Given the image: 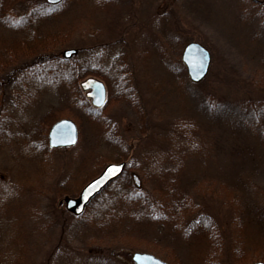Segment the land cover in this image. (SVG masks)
Returning a JSON list of instances; mask_svg holds the SVG:
<instances>
[{"label":"rangeland","instance_id":"374dc122","mask_svg":"<svg viewBox=\"0 0 264 264\" xmlns=\"http://www.w3.org/2000/svg\"><path fill=\"white\" fill-rule=\"evenodd\" d=\"M51 5L48 18L43 12L35 25L9 32L15 44L56 32V54L63 57L75 48L77 60L69 65L99 74L81 78L79 91L56 78L45 86V63L31 67L34 56L24 54L5 61L6 43H0V264H135L136 252L170 263L171 247L150 252L153 245H144L141 233L126 242L121 225L104 214L108 206L126 208L108 201L115 191H126L122 182L107 187L112 195H103L107 188L97 195L102 199L92 207L91 220L86 210L80 216L65 207L66 198H79L109 164L124 161L123 174L129 162L139 166L131 171L141 191L148 173L154 181L169 176L162 187L189 192L186 222L198 212L212 217L225 264H235L228 249L243 254L245 264L258 261L264 251V0ZM11 16L19 20L22 14ZM192 42L211 53L209 73L200 83L191 81L182 59ZM49 62L53 76L64 73L62 62ZM12 78L17 82L11 91H17L8 104L1 95ZM95 79L107 88L99 108L86 84ZM87 114L94 115L93 122L87 123ZM73 115L82 116L77 144L50 147L52 125L62 118L76 122ZM113 134L117 148L109 142ZM160 219L159 243L166 245L168 235L186 264H204L208 245L180 243L181 235H170Z\"/></svg>","mask_w":264,"mask_h":264},{"label":"trees","instance_id":"16d2710c","mask_svg":"<svg viewBox=\"0 0 264 264\" xmlns=\"http://www.w3.org/2000/svg\"><path fill=\"white\" fill-rule=\"evenodd\" d=\"M51 8H54V5L46 3V0H0V36L2 35L0 43H6V48L4 50L2 59L6 61L8 57L15 60L16 57L19 58V55L21 54H24L22 57L34 56L35 61H32L34 64L31 67L39 66L41 63H45V73L44 76H42L43 80L45 79V86L46 84L48 85L50 82H53V78H56L60 80V82L62 81V86L69 87L71 90H73L74 85L76 91H79L80 89L78 87V81L81 78L85 77L86 75L97 76L99 73L92 74V71L87 67L85 68L84 66H82L80 70H78L74 66L69 65L71 61L76 62V56L71 60H65L60 54H56V52L52 49V47L56 43L55 39H60V36L58 34H52L56 32H47L48 34H46V36L37 34L38 38L32 42H28L27 39L22 38L21 40H18L20 43H17V45L14 42L13 36L11 35V33H9L11 31H20V29L30 27V24L35 25L40 19H42L43 12L48 18L50 16V13H54L50 12ZM12 11L15 14H22L21 19L15 20V18H9L8 15L11 16ZM61 36L63 37L64 33H61ZM39 49L44 51L43 56L41 55L38 57ZM52 59H56V61L59 60L63 63V74L53 76V67L47 65V63H51L49 61ZM46 68L47 72H51L50 74H47L48 76H46ZM4 81L5 80L3 79L2 82ZM16 82V78H12L10 83L8 79V91H3L1 100H7L8 104L13 100V94H15L14 92H16L17 90L11 91L10 87L11 84ZM73 99H75V97H73ZM87 116H89L87 118V123L89 121L93 122L94 115L87 114ZM55 118H57V115H55L52 120H54ZM73 118L76 120L77 124L81 125L80 121L82 120V116L75 117V115H73ZM95 120L100 121L98 118H95ZM109 142L110 145H112L111 147L117 148L118 145L116 142L120 141L113 134L112 138H109ZM129 164L125 174H123L122 177L117 180V182H122L124 184V188H126V191L123 190L120 193H118L120 190H118L117 192L115 191L114 196L110 200H108L111 201L112 205L120 202L124 204L126 208L119 209L117 206H108L104 208V214L107 216V218L113 219L115 222L121 225V230L125 235H127L126 242H130L129 237L137 233H141L143 234L142 243L145 245L146 243L151 242L153 245L151 247H147L148 251L155 253L156 251H160V248L162 246H164L165 248L171 247L175 254L173 257L168 256V261L170 262V264H186L182 251L180 253H177V245L174 243V238L167 235V237L165 238L166 245H161L159 243L161 237L158 235L157 227L160 224V217L162 216L164 217V223L169 227L168 229L170 235H181L180 243L185 242L186 244H189L194 242L196 243V245H208V250L204 255L206 256L204 264H209L210 262H212V264H225L226 259L223 256V252H221V250L217 247L218 242L216 237L219 226L216 225L212 217L204 212H198L197 214L199 215L196 219H192L189 223L186 222L190 209L189 192L177 185L162 187L160 186V184L166 183V178L169 176L161 175L159 179L155 178L157 181H154L152 179L153 175L148 173L145 175L143 173V185L141 187V191V189H138V185L132 179L131 171L132 169L134 171L139 170V166H135L136 162L134 161L129 162ZM173 183L178 184L176 181H174ZM115 185H118V183ZM106 194L112 195L113 192H111L107 188L103 192L104 196ZM101 196L102 195L97 196L87 207L85 214H87L88 219L91 220V209L94 204L97 205L96 202L101 198ZM137 211H140L138 215L136 213ZM100 212L102 211L100 210L99 213ZM110 234L111 232H109L107 235ZM227 253L229 254L228 256L233 259L235 264L247 263L246 261L242 260L243 254H241L240 252L230 251L228 249ZM207 259L211 260H208L206 262ZM259 260L264 262V251L260 252L258 261Z\"/></svg>","mask_w":264,"mask_h":264},{"label":"water","instance_id":"95a60500","mask_svg":"<svg viewBox=\"0 0 264 264\" xmlns=\"http://www.w3.org/2000/svg\"><path fill=\"white\" fill-rule=\"evenodd\" d=\"M48 1L51 3H57L61 0ZM77 53L78 51L76 49H68L64 51L63 55L65 58L70 59L74 55H77ZM182 59L186 65L187 73L191 81L194 83H200L206 78L211 66V53L205 46L198 42L188 44L183 52ZM86 84L91 85L94 90L92 93L88 94V96H93L92 105L97 108L103 106L107 97L104 83L97 80H90L87 81ZM86 84H84V87H86ZM78 137L79 130L76 123L71 119H61L50 129L49 145L52 148L74 146L78 142ZM125 167L126 162L109 164L101 175L87 184L79 198H66V208L77 215L82 214L93 198L123 174ZM133 261L135 264H169L153 254L140 252L134 253ZM253 264L264 263L256 262Z\"/></svg>","mask_w":264,"mask_h":264},{"label":"snow or ice","instance_id":"6c2138e0","mask_svg":"<svg viewBox=\"0 0 264 264\" xmlns=\"http://www.w3.org/2000/svg\"><path fill=\"white\" fill-rule=\"evenodd\" d=\"M111 170H116V169H111ZM111 170H110V171H111Z\"/></svg>","mask_w":264,"mask_h":264},{"label":"flooded vegetation","instance_id":"af4514ba","mask_svg":"<svg viewBox=\"0 0 264 264\" xmlns=\"http://www.w3.org/2000/svg\"><path fill=\"white\" fill-rule=\"evenodd\" d=\"M15 95V94H14Z\"/></svg>","mask_w":264,"mask_h":264}]
</instances>
